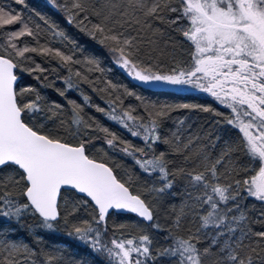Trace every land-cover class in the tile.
<instances>
[{"label": "snow or ice", "instance_id": "snow-or-ice-1", "mask_svg": "<svg viewBox=\"0 0 264 264\" xmlns=\"http://www.w3.org/2000/svg\"><path fill=\"white\" fill-rule=\"evenodd\" d=\"M48 2L65 13L68 24L106 49L132 80L190 86L207 94L230 110L226 123L241 135L221 144V137L213 138L211 130L202 134L191 131L190 124L185 127L186 118L175 120V129L165 134L164 122L174 111L224 114L193 103H145L142 114L132 106L123 108V99L112 96L116 85L104 80L106 87H97L99 78H90V73L105 72L99 59L91 55L77 59L74 52L40 43V32L30 28L19 12L0 6V217L20 224L28 214L38 218L36 227L55 231L63 208L67 236L103 257L106 264H264V0ZM17 23L23 26L5 31ZM159 25H178L174 31L183 41L169 37L162 47L166 32ZM48 30L51 37L77 47L55 25L48 24ZM24 36L31 37L35 46L21 45ZM185 42L187 58L177 59L176 49ZM169 44L172 51L166 53ZM30 53L67 68L68 75L60 78L66 87L57 89L59 96L67 99L66 92L78 89L79 83L107 93L108 109L92 105L88 95H83L84 104L144 146L123 140L98 122L89 123L82 105L74 100H67L70 111L66 112L56 101L42 104L44 98L34 87L18 88V68L29 74L48 71ZM165 55L167 64L162 63ZM26 63L35 67H25ZM124 91L142 99L127 88ZM97 131L104 133L108 149L130 157L140 173L155 175L156 182L134 193L139 176L126 172L127 179L119 178L116 168L121 165L104 149L98 151L107 159L90 154L94 141L100 139L91 135ZM158 145L164 149L158 150ZM178 180L181 188L173 191ZM165 196L178 198L179 203L171 205L167 223L161 225L152 201ZM249 198L260 204L255 217L249 215ZM81 210H90L91 220L80 218L69 224L68 217L76 218ZM112 212L135 214L140 218L135 225L140 234L126 235L127 226L121 224L116 228L119 237L114 233L105 242ZM143 222L147 224L141 228ZM12 230L0 229V236ZM150 230L165 233L166 244L155 253ZM33 235L37 244L42 242V236ZM55 251L44 252L38 260L40 253L28 244L0 239V264H63L59 249Z\"/></svg>", "mask_w": 264, "mask_h": 264}, {"label": "trees", "instance_id": "trees-1", "mask_svg": "<svg viewBox=\"0 0 264 264\" xmlns=\"http://www.w3.org/2000/svg\"><path fill=\"white\" fill-rule=\"evenodd\" d=\"M64 0H57V3H63ZM0 6H4L8 10H14L21 14L22 20L28 24L30 28L34 31L40 32V43H48L52 47L60 48L68 54H75L77 59H83L85 56H95L100 60L101 67L105 69V72H93L90 73V78L94 81L99 78L97 82V87H106L103 83L104 80H110L114 85L117 86V90L112 92V96H120L123 99V108H128L129 106L134 107L137 110L136 114H142L144 112L143 105L147 104H179V103H193L204 106H211L218 112L223 113V116H216L213 113H205L201 111H190L186 109L177 110L171 113V118L164 122V127L162 131L165 134H168L170 130H174L176 125L175 120L180 118H186V124L191 125V131L196 132L201 130V133H206L211 130L213 138L215 136H220V143L223 144L225 140L235 141L240 137L238 129L228 125L226 123V117L229 115L230 110L224 108L223 106L217 104L211 98L204 97L198 94L192 93H181L175 92L172 90H161V89H151L144 86H141L131 79H129L118 67L113 63L112 56L108 51L102 48L99 44L93 41L90 37L86 36L74 25L67 23L65 18V13L55 7H53L48 0H23V3L17 4L15 0H0ZM43 17V19L41 18ZM45 20L48 24L55 25L58 29L62 30L67 37L76 42L77 47L73 49L72 44L67 41H61L59 38L51 37V33L48 30V24L45 23ZM186 23V22H181ZM23 25L17 23L11 26H7L5 31L8 30H18ZM37 26L39 28L37 29ZM162 29L165 30L166 35L161 41V46H164V40H167L169 37L174 38L175 41H183V37L174 31V28L178 25H174L172 28H168L166 25H159ZM2 43V40H0ZM21 45L28 44L30 46H35L36 42L28 36H24L19 41ZM189 45L187 42L183 43L182 46H178L176 49V58L177 59H186L187 50ZM172 46H169L165 49V52H171ZM32 59L39 63L48 71L44 74L39 72H33L29 74L27 71H21L19 68L16 70L18 75V84L17 87L32 86L34 87L40 95L44 98L41 103L45 105L51 104V102L56 101L64 105L66 112L70 111V108L67 104V100H74L83 107V116L89 123L93 121L98 122L100 125L107 127L111 132L116 133L123 140L128 141L137 147H143V143L139 138L132 137L122 126L117 124L114 121H111L106 118L103 113L97 112L95 107L88 106L84 104L83 95H88L91 98L92 105H98L105 109L109 108V105L106 103L108 97L107 93H98L93 91V88L88 83H79L78 89H72L66 92V97L59 96L57 89H64L66 85L61 77L68 75L67 68L59 67L56 61L47 62L45 58L38 56L36 54H28ZM169 57L165 55L162 58V63H169ZM25 67H35V64L26 63ZM74 69L79 68V65H73ZM55 69V71H53ZM109 69H111L109 71ZM44 75L49 77L48 80H44ZM39 76L40 79L37 80L35 77ZM74 82L76 78L74 77ZM51 85V86H48ZM127 88L130 91L136 93L142 99L138 100L136 96H127L124 89ZM111 91V90H109ZM50 115V113H49ZM219 121V123H216ZM49 127H54V122L49 121ZM93 136L100 137L96 139L93 143V146L90 149V154L94 155L97 159H107L104 156V152L98 151L99 149H104L108 152V155L113 157L114 160L121 165V167L116 168V174L121 179H127L128 174H134L139 176L136 184L133 185L132 191L135 193L137 191L143 192V186L145 184H152L156 182V176L151 177L146 174L140 173V170L135 165L134 161L130 157H126L119 153L118 151H113L108 149L107 145L104 143L103 137L104 133L94 132L91 133ZM158 150H163V145L157 146ZM219 149H217L218 151ZM115 167V164H113ZM181 188V182L178 180L173 191H178ZM151 199V198H149ZM154 204V211L156 212V219L161 225L167 223L166 214L169 211L172 204H178V198H172L170 196H165L162 200L152 201ZM249 206V215L255 217L258 215L260 204L259 202L254 201L249 198L246 201ZM255 204V210L252 209V205ZM67 215L65 209H61V218L55 222V231H48L40 229L35 225L38 223V218L32 217L31 215L25 214L23 220L20 224L15 223L14 221L9 222L5 218L0 217V229H7L11 227L12 231L8 232L7 236H0V239H7L12 242H23L28 244L29 247L36 249L40 256L38 260L43 259V253L48 252L51 254H57L55 250L59 249V255L63 259V264H106L103 257L97 256L89 248L84 247L79 241L72 239L66 234V225L64 217ZM89 219L91 220V211L90 210H81L79 215L76 218L68 217L69 224L76 222L78 219ZM136 217L132 215H121L111 213L107 218V234L103 237L105 242H108L110 238L115 235L119 237L120 232L116 230L118 225L124 224L127 227L123 229L126 235H138L140 234L139 230L135 226L138 223ZM147 223L143 222L140 227L143 228ZM104 225L101 226V231H104ZM259 230L258 226H254ZM33 233L39 234L43 237L41 243L37 244L35 236ZM150 234L153 237L152 250L155 253L157 249L165 246L166 242L164 240L165 233L155 232L150 230Z\"/></svg>", "mask_w": 264, "mask_h": 264}, {"label": "rangeland", "instance_id": "rangeland-1", "mask_svg": "<svg viewBox=\"0 0 264 264\" xmlns=\"http://www.w3.org/2000/svg\"><path fill=\"white\" fill-rule=\"evenodd\" d=\"M120 70L127 76V74L122 69H120ZM128 78L131 79L130 77H128ZM132 81L137 83V84H139V85H141V86H144V87H147V88H151V89L172 90V91H175V92L192 93V94H198V95H202L204 97L211 98V97L207 96V94L201 93L198 90L191 88L190 86L177 87V86H170V85H143V84H140L137 81H134V80H132Z\"/></svg>", "mask_w": 264, "mask_h": 264}, {"label": "water", "instance_id": "water-1", "mask_svg": "<svg viewBox=\"0 0 264 264\" xmlns=\"http://www.w3.org/2000/svg\"><path fill=\"white\" fill-rule=\"evenodd\" d=\"M112 213H114V214H121V215H132V216L136 217L135 214L127 213V212H112ZM136 218L138 220H140V218H138V217H136ZM145 223H147V222H145Z\"/></svg>", "mask_w": 264, "mask_h": 264}]
</instances>
